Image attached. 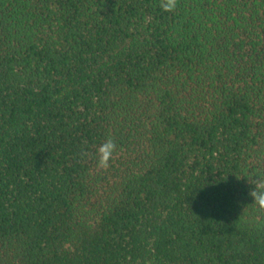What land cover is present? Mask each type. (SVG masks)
<instances>
[{"label":"trees","instance_id":"trees-1","mask_svg":"<svg viewBox=\"0 0 264 264\" xmlns=\"http://www.w3.org/2000/svg\"><path fill=\"white\" fill-rule=\"evenodd\" d=\"M173 2L0 0V264H264V0Z\"/></svg>","mask_w":264,"mask_h":264},{"label":"clouds","instance_id":"clouds-1","mask_svg":"<svg viewBox=\"0 0 264 264\" xmlns=\"http://www.w3.org/2000/svg\"><path fill=\"white\" fill-rule=\"evenodd\" d=\"M163 6L165 10H170L174 7V2L173 0H168V3ZM115 149L116 144L112 139H107L105 142H103L97 149L98 166L107 167ZM251 195L254 197V202L264 206V188H254L251 191Z\"/></svg>","mask_w":264,"mask_h":264}]
</instances>
